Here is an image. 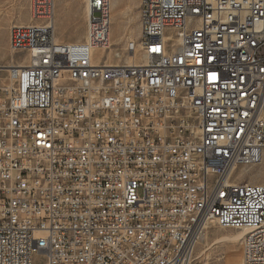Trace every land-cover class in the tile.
Wrapping results in <instances>:
<instances>
[{
  "label": "built area",
  "instance_id": "built-area-1",
  "mask_svg": "<svg viewBox=\"0 0 264 264\" xmlns=\"http://www.w3.org/2000/svg\"><path fill=\"white\" fill-rule=\"evenodd\" d=\"M31 1L29 60L0 65V264H195L213 224L264 264V183L234 178L264 161V0H140L126 63L97 61L111 0L80 41Z\"/></svg>",
  "mask_w": 264,
  "mask_h": 264
},
{
  "label": "rangeland",
  "instance_id": "rangeland-1",
  "mask_svg": "<svg viewBox=\"0 0 264 264\" xmlns=\"http://www.w3.org/2000/svg\"><path fill=\"white\" fill-rule=\"evenodd\" d=\"M139 1V0H138ZM31 0H0V64H8L14 59L16 62L26 63L29 56L25 53H11L9 50V32L13 24L21 22H28L31 20ZM55 6L59 7L63 18L62 23L56 21V35L64 40H79L85 35V16L86 11L84 7L83 19L81 17V0H55ZM135 12V13H134ZM140 14V13H138ZM137 11H130L125 16L116 15L111 21L110 38L112 40V47L110 49H98L96 51L97 61L100 63H107L110 61L126 63L129 54L127 52V41L129 37L140 41V19H138ZM133 15L137 16V22ZM131 16V18H129ZM56 18L57 15H56ZM121 18V19H120ZM124 18V19H123ZM174 35V32L169 31ZM168 32V33H169ZM118 53V54H116ZM141 51L137 54V60H143ZM234 178L238 181L264 182V161L254 168H247L240 166ZM239 229L223 228L213 224L209 228V243L214 244L207 252L209 253V260L204 257L197 258L195 264H238L242 260L241 250L242 245L240 241L237 246H233L230 241H227L229 233L232 234ZM206 231V230H205ZM201 238L195 250V257L201 249H205V244ZM227 239V240H226ZM217 240V242H216ZM198 251V252H197ZM34 260L37 264H45V258L42 253L35 254Z\"/></svg>",
  "mask_w": 264,
  "mask_h": 264
},
{
  "label": "bare ground",
  "instance_id": "bare-ground-1",
  "mask_svg": "<svg viewBox=\"0 0 264 264\" xmlns=\"http://www.w3.org/2000/svg\"><path fill=\"white\" fill-rule=\"evenodd\" d=\"M120 1V0H119ZM218 1H225V0H218ZM116 2H118V0H111V21L112 19L116 16V15H119V16H125L126 14H128L130 11H132V5L131 4H128V8L127 9H123L120 11V9H115V4ZM32 15V14H31ZM214 15H221V7H214ZM140 16V14H138V17ZM129 18H131V16H129ZM141 32L139 31V34ZM130 40L127 41L128 42H135V39L132 38V37H129ZM110 43L112 44V40L110 38ZM118 54V53H117ZM134 57L132 58H128L127 62H130L131 60H133ZM111 62V61H110ZM125 63V62H124ZM264 183V182H263ZM209 228H210V225L207 227L206 231L204 232V234L202 235L203 239V243L205 244V249H201V251H197L198 252V256H196V258H201V257H204L205 255V259L209 260V253L207 252L214 244H210L209 243ZM245 234V231L244 230H236V232L232 233V234H228L229 237L227 239V241H230L232 243L233 246H237L238 243L241 241V238L243 237V235ZM201 237V238H202ZM201 238L199 239L198 243H200L201 241ZM217 242V240H216ZM197 243V245H198ZM242 245V244H241ZM197 247V246H196ZM242 261V260H241ZM241 263V262H240ZM238 263V264H240ZM208 264V263H207Z\"/></svg>",
  "mask_w": 264,
  "mask_h": 264
},
{
  "label": "crops",
  "instance_id": "crops-1",
  "mask_svg": "<svg viewBox=\"0 0 264 264\" xmlns=\"http://www.w3.org/2000/svg\"><path fill=\"white\" fill-rule=\"evenodd\" d=\"M139 3H140V0L139 1L138 0H120V1L118 0V2H116V4H115V9H120V11H121L123 9H127L128 8V4H131L132 5V12L133 11H137V14H138V13H140L139 12V5H140ZM84 7L86 9L85 0H81V17H82V19H83ZM60 13H61V11H60L59 7H55V23H56V21L58 23H62L64 21L63 18H61ZM56 15H57L58 18H56ZM133 17L135 18V21H136L137 20V16L133 15ZM30 22H32V17H31V20L30 21H28V22H21L19 24H29ZM85 24H86V16H85ZM137 25H138V22H137ZM85 30H86V28H85ZM57 38H58V40H61V41H80V40H83L85 38V35L83 36L82 39H79V40H64V39H62V38H60L58 36H57ZM11 64H20V62H16L14 59H12V62H10L8 64H4V65L3 64H0V65L1 66H8V65H11ZM229 264H233V263H229Z\"/></svg>",
  "mask_w": 264,
  "mask_h": 264
}]
</instances>
